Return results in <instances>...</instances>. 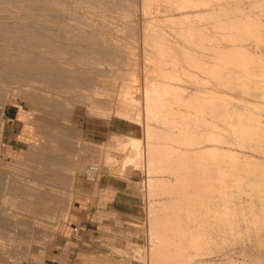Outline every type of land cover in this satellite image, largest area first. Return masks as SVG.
<instances>
[{"label":"rangeland","instance_id":"obj_1","mask_svg":"<svg viewBox=\"0 0 264 264\" xmlns=\"http://www.w3.org/2000/svg\"><path fill=\"white\" fill-rule=\"evenodd\" d=\"M9 1L0 0V12H2L0 13V72L2 73V69H4L2 66H5L8 60L17 64H22L23 69L21 68L20 72L14 73L15 75L10 74L12 72H4V75L0 74V77L3 75L1 79H5L2 80L3 82L0 81L2 83L0 89H2L1 91H4L5 95L8 96V101L5 102L3 106L0 105V129H3L0 131L2 134H0V264H152L154 261V257H152L154 250L152 249L160 246L161 242L159 243V241L162 240L163 237L169 236V239L173 238L172 241H177L176 243L183 242L182 244H184L185 247V254H183L186 256L184 257V255H182L179 259L177 258L176 262L174 261L169 263L170 257L167 259L165 257H168V255L166 254L165 256L164 254L165 257L162 256L160 259V256L155 259L156 262L161 260L159 261L161 262L159 264H163L165 260L167 261H165L164 264H264V225H256L254 221L257 217L253 214H250L251 217L248 218V220H252L250 225L242 220V217L244 216L242 213L243 210L245 211L244 214H246L248 210L250 211L251 208L255 207L254 210H258L255 213L259 215L261 210L264 209L262 206V203H264V197H262L261 192L257 191L259 186H256L259 182L262 183L260 185V189L262 190L259 191H263L264 147H261L258 144L259 140L256 141L258 142L256 143V139L250 137L249 138L253 140L249 141L247 138L248 142L252 143V145H246L248 148L245 146L239 147L237 144L235 146L234 144H231V146V140L234 139V141H237L236 139H240L241 133L233 132L230 128V130L228 129L230 126L224 120L226 118L230 119V115L225 116L226 112L223 107V105H226L225 110H228L229 108L234 109L235 106L233 105L237 102V105L244 103L242 98L252 99V104L250 105L248 103V109L246 108L244 110L249 113L250 111H253V113H255L253 121L255 123L256 121L260 122L257 123L258 126L261 124L262 126L260 125V127H262V129L264 128V106L262 107L261 105L264 104V101H262L264 99V88H262L264 86V71H261L264 69V61L263 63L261 62L264 60V5L262 4L264 3V0H240L237 4L235 3V6L231 4L234 9L238 5L236 8L237 10L240 6L242 12L245 11V13H250V19H252L251 22H253L251 23L253 25H250L251 27L255 25H257V27L255 26L256 28L260 27L258 28L259 30L256 28L254 30L251 29L250 31L253 30V32H248L247 34V30L245 28H240L241 30L243 29V31L239 29L241 31L239 32V30H236L237 28L232 29V26L227 24L229 25L228 27L231 26V29H229L221 19L223 18V15L219 14V10H217V12L215 10H209L210 12L214 11L213 15L207 10L202 14L203 17L199 16V18L194 15V17L191 16L189 20L186 19L185 22L179 23L171 21L170 19L168 20L164 14L165 12L163 10H159V7L160 9H163V6H159L156 2H153L154 4L152 3V5L150 4V6L144 5L141 0H131L133 4L132 6H128L123 0H112L113 3L111 0H92L90 4L85 3L86 5L81 3L84 0H58L57 2H52V5L49 0H44L42 2L43 4L40 0ZM134 1H137V3H134ZM47 2H50V4H47ZM103 3L105 5H103ZM254 3H256L257 9ZM29 4H33L34 6H29ZM92 4L94 5L93 9ZM43 5L47 6L46 8H50L48 9V12L47 9H44L45 7ZM48 5L50 6L48 7ZM126 5L129 8L131 7L130 9L133 10L129 11L130 9L127 7L129 13L125 12ZM250 5L253 6L251 7ZM259 5L260 7H258ZM120 7H123V9ZM144 8H147V10H145L146 12H150H147L148 15L147 13H144ZM50 11L53 13L50 14ZM238 12H240V8ZM15 13L18 14V16ZM232 13L233 12H230V14ZM252 13L257 17L252 15ZM59 16L62 20H60L61 18ZM83 16H87L86 19L82 18ZM144 16H147L146 18L148 20H144ZM220 19L221 22L219 23L218 21H220ZM149 20L155 21L148 25L147 21ZM189 22L191 24H189ZM77 23L78 25H76ZM183 25H185L186 28H184ZM188 25H190V27L192 26V28ZM198 25L201 26L197 27ZM30 26L31 28H29ZM147 26H151L152 28H156L157 26L158 29H156V31L159 30L162 34L163 31L165 33L166 30V34H169V36L167 37V35H163L160 37H166V39L170 40V45L173 46L174 44V48H180L182 46L180 43H174V40L178 38L173 35H175V33L177 35L178 33V37H181L179 38L180 40L183 42H193L192 45L194 44L195 47H200L208 53L200 55L201 53L196 51V53L199 54L190 56L179 54V57L177 54H171L168 57L153 54V56L149 55L150 58H147L145 53L153 51L152 46H147L144 43L146 38L144 30H146ZM181 26H183V28ZM194 26L197 29H194L193 32L196 33L191 34L192 31L189 32L188 30H193ZM77 27L78 30L74 29ZM29 29L33 30V34L29 35ZM14 31L16 32L14 33ZM77 31L78 33H76ZM83 31H86L90 38L86 32L84 36ZM93 31L96 32L94 33ZM225 31L234 34L236 32L235 35H237L241 40H239L240 42L238 41L239 43L237 42L238 44H236L238 46L245 45L244 47L241 46L245 48L244 51L246 52L245 55H242L241 61L243 60L249 64L251 63L250 65L260 66L259 69L261 73H258L259 71L257 73L261 75L255 77H260L259 79L262 81V84L260 85H262V87L259 83L258 85L248 83V85H251V89H255L257 87L256 90L260 92L259 94L263 99L260 96L254 97V95L248 97L246 92L243 93L240 89H232L236 86L227 85L228 88L225 87L226 90L224 89V85L226 84L223 81L226 77L224 78L221 74L224 72L222 65L224 63L223 55H215L216 51L214 50L218 51L219 48L221 49V46L223 47L225 45V43L227 45H231L229 40V42L225 40ZM149 32L152 31L149 30ZM80 33L83 35L78 37ZM72 34L74 38H71ZM195 34H197V36H194ZM96 36L98 40H96ZM100 36L106 37H103L105 39L104 43L99 42V40H102ZM211 39H213L212 42ZM255 39L257 40L255 41ZM88 40L90 41L88 42ZM243 41L245 42L243 43ZM75 43H80L87 48L92 45L96 46L97 44L98 46H101L102 43L107 47L105 52L98 55L96 52H87L88 55L86 52L83 54L80 52H74L76 53L74 54L72 51L73 49L71 48H73ZM260 44L263 45L261 46ZM182 49H185V46ZM208 49L211 52L208 51ZM12 50H14L15 53L12 52ZM16 50L18 51V54ZM37 56L38 58L40 57V60L37 59ZM82 56L84 58H81ZM188 56L189 59L192 58L191 56L194 58L189 61ZM245 56L247 57L245 58ZM195 57H197L199 63ZM77 61L78 66L76 65ZM258 61L262 63V65L260 63L256 64ZM40 62L42 63L40 64ZM235 63L237 64V62ZM235 63L233 62L231 65H228V67L233 68L234 70H239L238 67H240V65H237V69L235 68ZM52 64H54L55 67ZM197 64H200L201 67ZM204 64L208 67L206 70L203 68ZM215 64L218 67V75L211 74L212 72L209 71L210 67L212 68ZM65 65L66 68H64ZM71 65L73 67H71ZM74 65L77 67H74ZM10 69L11 68L9 67L8 71H10ZM198 69L203 71L201 72ZM220 74L221 77H219ZM74 75H79L82 79H79V82L78 80L75 82L76 79L73 78ZM212 79H214V82ZM241 79L245 78L241 77ZM174 80H176V82ZM158 81L159 83H157ZM194 81H196V83ZM215 83L217 84L215 85ZM191 86H200V88L206 89L208 87L210 88L207 89L208 91L211 89L212 91H215H213V93H201V91L191 90ZM27 87H29V89ZM241 87L244 88L249 86L246 84V86L240 85V88ZM147 88H149V91L151 90L153 92H162V90L167 89L166 91L168 94L170 93V98L176 97L171 100L173 103H171L169 107L171 109L181 111L180 114L182 116L178 114L180 117H177L178 115L172 117L170 116L167 119L173 123L179 121L180 126L186 129L191 127L192 132L194 131L196 133L194 134L193 132V135H196L194 145L183 143L189 141V139H185L181 140L182 143L178 144L180 147H189L190 152L194 157H196V154L201 153V146L203 145V143H201L202 140L204 141V139L210 138L212 135L211 131H213L214 133H217H215V136H220H217L219 137L217 138L218 141H220V138L222 137H225L226 139L225 140L223 138V141H227V138H232H230V140L228 139L229 142H223L222 140L218 143L217 140L215 142L217 144L220 143L217 145L221 149L219 150L220 152L218 151V154H220L219 156H222L221 159L219 158L220 163L224 161V164L230 160V156H227L226 158L229 160H224L226 155H229L230 149L235 152L237 151V154L241 153V155H235L236 157L241 156L243 161L247 159L245 162L250 163L248 165L244 162V164L251 167L250 169L245 166L246 169H244L246 171L242 169L243 178L247 179L244 180L246 182L242 180L244 183L239 179L241 174L238 172L240 171L237 169L235 170L232 167L227 168L228 166L226 167V164H221L223 167L220 165L225 171L227 168L226 176L232 171V173L238 171L235 173L240 174H231L232 176L229 175V177L231 176L236 179L238 176L237 183H239V188H243L245 191L243 189L242 190L244 192L238 190V187L236 188L238 191H236L234 187L233 188L235 190L229 189L230 187L227 188L229 186V182L233 184L237 180L233 178L229 179L227 176L225 178V184L227 185L226 190H228V192L224 189V195L221 193V196L224 197L226 192L227 196L232 190V194L235 195L233 196L230 194L229 196H233V198L231 199L230 197L229 199V196H227V200H233L235 204L232 201H225L226 197H224L225 199L223 200V198L219 195L220 193L216 192L217 196H220L222 201L226 204L228 202L231 206V203H233L231 207H237L238 209L239 205V208H241L242 204H244V207L241 208L242 211H240V209L238 210L240 216L237 215L236 218L238 222H242V224H240V227L242 228L240 234L237 233V235H235L236 233L233 232V234L230 229L227 227L225 228V221L223 222L225 225L222 226H219L218 223L215 227L214 224L213 227L209 226L208 228V226H206L205 228H207L208 232L207 230H204V227L195 228V230L198 229L196 231H200L201 229L203 231V233L199 236V238H201L199 239V243L201 244V240L203 239L205 240L203 243L204 246L207 241L208 245H206V247H203V245L199 246V244L198 246H192L188 238H182L183 235L180 233L179 229L174 231L173 228L168 229L160 224L162 218L159 216L160 220L158 215L161 213L156 211L160 204L158 199L165 195H169L170 188H176V177L167 169H164L163 171L159 160H151L150 156L147 155L146 146L147 143L152 142L155 145L163 144L162 146L165 144L171 146L173 143L170 144L169 141L167 142V140L159 139L154 135L159 129L156 126L153 127L150 122L154 113L150 112V114L147 115L146 112L147 109L145 108V105ZM174 89L179 92H176ZM218 89L223 91L220 92ZM96 91H98L99 94ZM194 93L197 94L198 97H201L202 95H205L206 97L205 99L201 98L202 100L199 99L202 101H200V103L198 99L196 100V102L198 101V109L197 105H195L196 108L193 106L195 102L192 100V98H194L192 95H194ZM221 94H225L226 97L228 95L230 97L232 96L234 99H232V97L231 99L230 97L228 99L225 96L223 97ZM206 95H210L209 99ZM214 101L220 103V105ZM211 103H214L213 106H215L216 109L220 107V110H222L221 113L220 110L218 114L215 113L213 108L210 107L212 106ZM227 105L229 107H227ZM162 111L165 110L162 109ZM223 111L225 114H223ZM161 116L162 117L159 118V120L167 117L165 112H162ZM235 117L236 116H234V118ZM156 121L157 120H154V122ZM159 122L162 123L161 121H158V123ZM149 123L150 126H147ZM196 128L198 131H195ZM213 129H217L218 131ZM262 129H260L262 132L260 130L258 132V135L261 133L259 136L264 135V129ZM228 130L230 134L227 133ZM255 133L257 136V132ZM117 135H121L126 138V142L121 144L116 137ZM247 136H249V134H247ZM133 137L141 142V147L139 142L137 144L130 143ZM200 139L201 142L199 143ZM244 140L245 141L241 140V142H244L245 145L247 140L245 138ZM249 146L254 148L250 149L251 147ZM244 147L246 150L241 151ZM227 148L230 149L227 150ZM224 150L225 152H223ZM226 150L229 152L227 153ZM210 153L215 156H211ZM202 154L208 155L210 160H216L215 158L217 157L216 153L210 151L207 152V154H205L204 151ZM245 155L248 157H245ZM202 159L200 161H202ZM61 163L62 169L58 167ZM69 164L71 167L68 166ZM90 164H99L101 167L100 171L94 178H89L85 174V169ZM63 165L68 167L65 172L63 170L65 167ZM153 166L155 169H153ZM247 170H249V172ZM244 173H247L248 175L245 174L244 177ZM227 178L229 180H227ZM250 178L252 185H250L251 183L249 182ZM151 183L156 184V187H152V185H150ZM168 183L171 185H168ZM237 183H234L233 185L238 186ZM255 183L257 184L255 185ZM158 185L162 186L158 187ZM240 185H243V187ZM107 186L109 189L106 188ZM41 187L45 188L42 189ZM163 193H165V195ZM153 197H155V201L153 200ZM90 202L93 203V206H91L93 207L92 209H94L95 205L97 206L98 204L103 210L100 213L105 217L110 218L108 219V228L112 231V244L109 246V251H104L100 255L89 253L88 251H80V253L76 252V254L71 253L70 256L60 255L57 259L49 261L52 255L51 246L56 237L58 235H64L69 231L73 232L75 229L77 231L80 230L79 225L74 223L71 224L69 222L71 214L75 213V211H80L81 209L86 208L87 203ZM249 202L254 203V205ZM108 203L110 214L107 213ZM237 203L240 204L237 205ZM262 207L263 209H261ZM178 212L179 211H175L173 213L174 215H177H175L176 218H179V216L183 214L181 211L180 213ZM262 213H264V210L261 214ZM82 214L85 216L84 213ZM184 215L180 217L181 220L179 219V221L183 222L185 219L186 222L182 224L186 227L189 223H193V225L198 224L199 226L200 222L207 219L206 217H201L199 221H196L197 219L195 218H188V223L185 212ZM226 216L224 217L225 219ZM182 217H184V219ZM191 219H195V221H190ZM258 220L263 221L264 219L260 218ZM157 222L159 223L157 224ZM210 227L213 229H210ZM162 228H165V230L168 229L167 232ZM186 230L189 232V227L186 228ZM51 231H53L52 234L50 233ZM164 232L169 235H164ZM181 232L183 231L181 230ZM204 234H207V237H204ZM179 235H181V237ZM210 237L213 238L211 239ZM213 239L214 241H212ZM41 240L42 242L40 243ZM164 240L166 239L164 238ZM205 248L207 249L204 250ZM213 251L215 252L213 253ZM188 253H190L188 255L189 258L187 257ZM207 253H212V255L210 254V257L214 262L209 258L207 259L210 261L206 259ZM191 256L194 261L190 258ZM183 257L188 259L186 263L184 262L186 259L184 260ZM207 257H209L208 254ZM152 258L153 260H151ZM204 259H206L207 262ZM156 262L154 261L153 264H157Z\"/></svg>","mask_w":264,"mask_h":264},{"label":"bare ground","instance_id":"obj_2","mask_svg":"<svg viewBox=\"0 0 264 264\" xmlns=\"http://www.w3.org/2000/svg\"><path fill=\"white\" fill-rule=\"evenodd\" d=\"M9 1V0H8ZM11 1V0H10ZM9 1V2H10ZM13 2H14V0H12ZM16 1V0H15ZM18 1H20V0H18ZM38 1V0H37ZM44 0H40V2L42 3ZM47 1V0H46ZM49 1H51V5H52V2H57L58 0H49ZM81 1V0H80ZM83 1V0H82ZM101 1V0H100ZM112 1V0H111ZM114 1V0H113ZM113 1H112V3H113ZM116 1V0H115ZM122 1V0H121ZM123 1H125V3L129 6H132L133 4H132V2H131V0H123ZM238 1H240V0H141V2L144 4V5H149L150 6V4L152 5V3L153 2H156V3H158L159 4V6H163L164 8L163 9H160V7H159V10H163L165 13V16L168 18V20L170 19L171 21H174V22H179V23H182V22H185L186 21V19H190V17L191 16H193L194 17V15L195 16H197V17H199V16H201V17H203L202 16V14L204 13V12H206L207 10H208V12H210L209 10H215L216 12H217V10H219V14L220 15H223V18H221L223 21H224V23L227 25V24H230L231 26V28L233 29V28H237L236 30H239L240 28H245L246 30H247V32H246V34L248 33V32H253V30L257 27V25H255V26H253V27H251L250 25H253V24H251V23H253V22H251V20L252 19H250L251 17H250V13H245V11L244 12H242L241 11V7L239 6L238 7V10L236 9L237 8V6H236V8L234 9V8H232V6H231V4L232 5H236L237 4V2ZM242 1V0H241ZM254 1V0H253ZM258 1V0H257ZM260 1V0H259ZM39 2V3H40ZM92 2V0H84L83 2H81V3H86V4H90ZM97 2V1H96ZM106 2V1H105ZM104 2V3H105ZM118 2V1H117ZM245 2V1H244ZM252 2V1H251ZM50 4V2H47V4ZM69 3V2H68ZM103 3V5H105ZM111 3V4H112ZM120 3V2H119ZM122 3V2H121ZM134 3H137V1H134ZM236 3V4H235ZM249 3V2H248ZM43 4V3H42ZM46 4V5H47ZM80 4V3H79ZM85 4V5H86ZM115 4V3H114ZM113 4V5H114ZM124 4V3H123ZM154 4V3H153ZM260 4V3H259ZM263 5H264V3H262ZM30 5H33V4H29V6ZM84 5V6H85ZM117 5V4H116ZM125 5V4H124ZM126 5V10H125V12H128L129 13V11H131V10H133V9H130L128 6ZM135 5V4H134ZM246 5V4H245ZM254 5H256V3H254ZM261 5V4H260ZM260 5L258 6V7H260ZM34 6V5H33ZM32 6V7H33ZM44 7V9L46 10L47 9V12H48V9H50V8H46L47 6H45V5H43ZM50 5H48V7H49ZM93 4H92V9H93ZM123 6V5H122ZM231 6V7H230ZM248 6V5H247ZM251 6V5H250ZM249 6V7H250ZM253 6V5H252ZM251 6V7H252ZM27 7H28V5H27ZM32 7H30V8H32ZM95 7H96V5H95ZM94 7V8H95ZM119 7V6H118ZM130 9L129 11L127 10L128 8ZM153 7V6H152ZM245 7V6H244ZM256 7V9H257V5L255 6ZM254 7V8H255ZM264 7V6H263ZM120 8H122L123 9V7H120ZM147 8H148V6H147ZM147 8H144V13L146 14L147 12L145 11V10H147ZM239 8H240V12H238L239 11ZM243 8V7H242ZM262 8V7H261ZM7 9V8H6ZM43 9V10H44ZM71 9H73V8H71ZM245 9V8H244ZM252 9V8H251ZM37 10H38V8H37ZM246 10V9H245ZM71 11H73V10H71ZM257 11V10H256ZM6 12V11H5ZM51 13L50 14H52L53 12L52 11H50ZM55 12V11H54ZM157 12H158V10H157ZM221 12V13H220ZM230 12H233V13H236V12H238V13H236V14H230ZM248 12V11H247ZM251 12V11H250ZM0 13H2V12H0ZM18 13V12H17ZM57 14H59L58 12H56ZM75 13H76V11H75ZM148 13H150V12H148ZM148 13H147V15H148ZM210 13H212V15H213V13H214V11H211ZM6 14V13H5ZM16 14V13H15ZM19 14V13H18ZM18 14H16L17 16H18ZM61 14V13H60ZM135 14V13H134ZM133 14V15H134ZM219 14H217V15H219ZM237 14H239V15H237ZM256 14V13H255ZM41 15V14H40ZM43 15V14H42ZM48 15V14H47ZM62 15V14H61ZM65 15V14H64ZM205 15V14H204ZM252 15H254L253 13H252ZM257 15V14H256ZM17 16H15V17H17ZM43 16H45V15H43ZM55 16V15H54ZM56 16H58V15H56ZM67 16V15H66ZM79 16H80V14H79ZM210 16V15H209ZM225 16V17H224ZM255 16V15H254ZM261 16H262V14H261ZM9 17V16H8ZM21 17V16H20ZM24 17V16H23ZM52 17V16H51ZM60 17V16H59ZM65 17V16H64ZM63 17V18H64ZM81 17V16H80ZM79 17V18H80ZM87 17V16H86ZM86 17H82V18H84V19H86ZM145 17V19L144 20H148L146 17L147 16H144ZM166 17H165V19H166ZM255 17H257V16H255ZM255 17H253V18H255ZM55 18V17H54ZM58 18V17H57ZM61 18V17H60ZM66 18V17H65ZM71 18V17H70ZM81 18V19H82ZM152 18H155V17H152ZM200 18V17H199ZM219 18V17H218ZM261 18V17H260ZM6 19V18H5ZM22 19V18H21ZM36 19V18H35ZM38 19V18H37ZM52 19V18H51ZM67 19V18H66ZM65 19V20H66ZM72 19V18H71ZM73 19H74V17H73ZM212 19V18H211ZM221 19H220V21H218L219 23L221 22ZM262 19V18H261ZM60 20H62V18L60 19ZM138 20V19H137ZM184 20V21H183ZM203 20V19H202ZM260 20V19H259ZM6 21V20H5ZM28 21H31V20H28ZM27 21V22H28ZM74 21V20H73ZM73 21H71V22H73ZM87 21V20H86ZM155 21V20H154ZM153 20L151 21V20H149V21H147V23H148V25L149 24H152V22H154ZM192 21V20H191ZM190 21V22H191ZM193 21H194V18H193ZM8 22V21H7ZM12 22V21H11ZM76 22H78V21H76ZM84 22V21H83ZM189 22V24H191V23H193V22H191L190 23ZM196 23V22H195ZM224 23H222V24H224ZM31 24V23H30ZM45 24V23H44ZM177 24V23H176ZM187 24V23H186ZM185 24V25H186ZM197 24V23H196ZM218 24V23H217ZM73 25V24H72ZM71 25V26H72ZM76 25H78V23L76 24ZM185 25H183L184 26V28H186V26ZM194 25V24H193ZM220 25V24H219ZM261 25V24H260ZM264 25V24H263ZM54 26V25H53ZM153 26V25H152ZM178 26V25H177ZM177 26H176V28H177ZM183 26H181L182 28H183ZM189 27H190V25H188ZM196 26V25H195ZM195 26H194V28H193V30H191V29H189L188 31L189 32H191L192 31V33L191 34H194V33H196V32H193L194 31V29H197V28H195ZM201 25H198L197 27H200ZM204 26V25H203ZM206 26V25H205ZM229 25H227V27H228ZM3 27V26H2ZM10 27V26H9ZM33 27V26H32ZM45 27V26H44ZM50 27V26H49ZM220 27H221V25H220ZM230 27H228L229 29H231ZM264 27V26H263ZM1 28V27H0ZM29 28H31V26L29 27ZM51 28V27H50ZM55 28V27H54ZM65 28V27H64ZM84 28H86V27H84ZM190 28H192V26L190 27ZM258 28H260V27H258ZM258 28H256V29H258ZM262 28V27H261ZM3 29V28H2ZM12 29V28H11ZM45 29V28H44ZM47 29V28H46ZM74 29H77L78 30V27L77 28H74ZM73 29V30H74ZM87 29V28H86ZM156 29H158L157 28V26H156V28H152L151 26H147V28H146V30H144V35H145V40H144V43L148 46H152L153 47V51H148V52H146L145 53V51H144V53H145V55H147V58H150V56L149 55H152L153 56V54H157V55H162V56H169V55H171V54H177L178 55V57H179V54H183V55H197V54H199V53H201L200 55H205L206 53H208L207 51H205L204 49H201L200 47H195L194 46V44L192 45V43H190V42H183L182 40H180L179 38H181L180 36L178 37V33H177V35H176V33H175V35H173V36H175V37H177L178 39H175L174 41H172V42H174V43H180V45H182L181 47L183 48L184 46H185V49H182L181 47L180 48H178V47H176V48H178V49H176V48H174L173 46H174V44H173V46L172 45H170L171 44V42H170V40H168V39H166V37L165 38H163V37H160V36H163V35H167L166 33H167V31L165 30V33H164V29L162 30L163 31V34L162 33H160L159 32V30L158 31H156ZM179 29V28H178ZM202 29H203V27H202ZM219 29H221V28H219ZM226 29V28H225ZM244 29V30H245ZM251 29H253L252 31H250ZM22 30V29H21ZM30 31H29V35H31V34H33V30L32 29H29ZM36 30V29H35ZM51 30V29H50ZM54 30V29H53ZM149 30H151L152 32H149ZM235 30V31H236ZM241 30V29H240ZM239 30V32H241V31H243V29L240 31ZM259 30V29H258ZM24 31V30H23ZM64 31V30H63ZM256 31V30H255ZM263 31V30H262ZM9 32V31H8ZM8 32H5V33H8ZM16 31H14V33H15ZM56 32H57V30H56ZM60 32V31H59ZM62 32V31H61ZM65 32V31H64ZM84 32V31H83ZM86 32V31H85ZM85 32H84V36H85ZM94 33L96 32V31H93ZM181 32V31H180ZM237 32V31H236ZM236 32H235V34H236ZM245 32V31H244ZM258 32V31H257ZM70 33V32H69ZM74 33H75V31H74ZM76 33H78V31L76 32ZM88 33H90V32H88ZM168 33H169V30H168ZM217 33H219V32H217ZM231 33V32H230ZM228 33L227 31H225V40L227 41V42H229L230 41V43H231V45H227L226 43H225V45L222 47L221 46V49L219 48V50L217 51V50H214V51H216L215 52V55H223V59H224V63L222 64L223 65V68H224V72H222L221 74L223 75V77L225 78L226 77V79L223 81L226 85H224V89L226 90V88L225 87H227V85H231V86H236V87H233L232 89H236V90H242L243 91V93L244 92H246V94H248V97H250L251 95H254V97L256 96H260V92H258V90H256L257 89V87L255 88V89H251L252 87H250L251 85H248V83H254V84H256V85H258V83H259V85L260 84H262L261 82L262 81H260V77L259 78H256L255 76H258V75H261V74H258V73H261V71H264V69L263 70H261L260 71V69H259V67L260 66H258V65H250L248 62H245V61H241V59H242V55H245V48H243L245 45H241V46H243V47H241V46H238L237 44L241 41L240 40V38L237 36V35H235L234 33ZM263 33V32H262ZM8 34H10V33H8ZM55 34V33H54ZM64 34V33H63ZM86 34H87V32H86ZM91 34V33H90ZM93 34V33H92ZM162 34V35H161ZM172 34V33H171ZM223 34V33H222ZM260 34V33H259ZM51 35V34H50ZM57 35V34H56ZM76 35V34H75ZM83 34H79V36L78 37H80V36H82ZM88 35V37L90 38V36H89V34H87ZM94 35V34H93ZM96 35V34H95ZM98 35V34H97ZM101 35V34H100ZM200 35H201V33H200ZM204 35V34H203ZM41 36V35H40ZM60 36V35H59ZM62 36V35H61ZM70 36V35H69ZM169 36V34L167 35V37ZM194 36H197V34H195ZM199 36V35H198ZM207 36V35H206ZM219 36H220V34H219ZM223 36V37H224ZM244 36V35H243ZM24 37V36H23ZM64 37H65V35H64ZM87 37V36H86ZM86 37H84V38H86ZM101 37V36H100ZM99 37V38H100ZM104 36H102L101 38H102V40L100 41L99 40V42L101 43V42H103L104 43V41H105V39L104 38H106V37H104ZM190 37V36H189ZM208 37V36H207ZM213 37V36H212ZM242 37V36H241ZM247 37H248V35H247ZM254 37H256V36H254ZM67 38V37H66ZM71 38H74L73 37V34H72V37ZM88 38V39H89ZM96 38V40H98L97 39V36L95 37ZM95 38H92V39H95ZM203 38V37H202ZM246 38V37H245ZM22 39V38H21ZM196 39V38H195ZM194 39V40H195ZM199 39V38H198ZM201 39V38H200ZM210 39V38H209ZM214 39V38H213ZM213 39H211V42H212V40ZM242 39V38H241ZM11 40V39H10ZM23 40V39H22ZM27 40V39H26ZM73 40V39H72ZM71 40V41H72ZM77 40H79V39H77ZM81 40H82V37H81ZM111 40V39H110ZM192 40V39H191ZM191 40H189V41H191ZM202 40H204V39H202ZM222 40V39H221ZM224 40V39H223ZM229 40V41H228ZM240 40V41H239ZM245 40V39H244ZM257 39H255V41H256ZM65 41V40H64ZM87 41V40H86ZM86 41H85V43H86ZM90 40H88V42H89ZM92 41V40H91ZM209 41V40H208ZM239 41V42H238ZM252 41H253V38H252ZM262 41V40H261ZM264 41V40H263ZM262 41V42H263ZM97 42V41H96ZM170 42V43H169ZM201 42V41H200ZM214 42V41H213ZM238 42V43H237ZM245 41H243V43H244ZM81 43V42H80ZM80 43H75L74 45H73V48H71V49H73L72 51H73V53L74 52H80V53H89V52H96L97 53V55L98 54H101L102 52H105L106 51V47L107 46H105V44H101V46H98V44L96 45V46H91V47H86V46H83V45H81ZM206 43V42H205ZM237 43V44H236ZM242 43V44H243ZM254 43V42H253ZM261 43V42H260ZM90 44H92V43H90ZM94 44V43H93ZM110 44V43H109ZM203 44V43H202ZM252 44V43H251ZM44 45V44H43ZM176 45V44H175ZM196 45V44H195ZM206 45V44H205ZM261 45V44H260ZM263 45V44H262ZM261 45V46H262ZM23 46V45H22ZM21 46V47H22ZM51 46V45H50ZM114 46V45H113ZM217 46V45H216ZM264 46V45H263ZM151 47V48H152ZM251 47V46H250ZM260 47V46H259ZM258 47V48H259ZM23 48V47H22ZM108 48H111V47H108ZM145 48V47H144ZM149 48V47H148ZM208 48V47H207ZM247 48V47H246ZM257 48V49H258ZM16 49V48H15ZM113 49V48H112ZM214 49V48H213ZM45 50V49H44ZM44 50H42V51H44ZM47 50V49H46ZM108 50V49H107ZM150 50V49H149ZM20 51V50H19ZM118 51V50H117ZM196 51H198L199 53H196ZM208 51H210L209 49H208ZM253 51V50H252ZM264 51V50H263ZM9 52V51H8ZM12 52H14L15 53V51L14 50H12ZM16 52H17V54H18V51L16 50ZM21 52V51H20ZM37 52V51H36ZM45 52H47V51H45ZM62 52V51H61ZM126 52V51H125ZM211 52V51H210ZM256 52H257V50H256ZM259 52V51H258ZM31 53V52H30ZM34 53V52H33ZM57 53V52H56ZM69 53V52H68ZM88 53H87V55H88ZM115 53V52H114ZM124 53V52H123ZM122 53V54H123ZM264 53V52H263ZM10 54H11V52H10ZM16 54V55H17ZM32 54V53H31ZM31 54H29V55H31ZM74 54H76V53H74ZM212 54H213V52H212ZM250 54V53H249ZM9 55V54H8ZM33 55V54H32ZM63 55V54H62ZM90 55V54H89ZM123 55H125V54H123ZM130 55V54H129ZM177 55H175V56H177ZM181 55H180V57H181ZM247 55V54H246ZM261 55H263V54H261ZM91 56H92V54H91ZM94 56V55H93ZM189 56H188V59H189ZM32 57V56H31ZM44 57V56H43ZM70 57V56H69ZM98 57V56H97ZM100 57V56H99ZM117 57V56H116ZM192 58H194L193 56H191ZM247 56H245V58H246ZM32 58H34V57H32ZM68 58V57H67ZM80 58V57H79ZM81 58H84L83 56L81 57ZM101 58V57H100ZM119 58V57H118ZM171 58V57H170ZM192 58H190V59H192ZM200 58V57H199ZM202 58V57H201ZM13 59V58H12ZM35 59H36V57H35ZM37 59H39L40 60V57L38 58V56H37ZM73 59V58H72ZM174 59H176V58H174ZM190 59H189V61H190ZM195 59L197 60V57H195ZM215 59V58H214ZM7 60V59H6ZM59 60V59H58ZM82 60V59H81ZM201 60V59H200ZM205 60V59H204ZM246 60H248V59H246ZM28 61V60H27ZM86 61V60H85ZM96 61V60H95ZM191 61H193V60H191ZM202 61V60H201ZM200 61V62H201ZM206 61V60H205ZM216 61V60H215ZM214 61V62H215ZM263 61L264 60H262L261 62L263 63ZM82 62V61H81ZM197 62L199 63V60H197ZM196 62V63H197ZM235 63V62H237V64H236V66H235V68H237V65H240V67H238L239 68V70H234L233 68H229L228 67V65H231L232 63ZM19 63V62H18ZM42 62H40V64H41ZM61 63V62H60ZM192 63V62H191ZM216 63V62H215ZM260 62L258 61V63H256V64H259ZM262 63H260L261 65H262ZM1 64V63H0ZM78 64V61H77V63H76V65ZM80 64H82V63H80ZM93 64V63H92ZM190 64V63H189ZM206 64H208V63H206ZM213 64V63H212ZM249 64V65H248ZM51 65V64H50ZM54 67H55V65L54 64H52ZM76 65H74V67L76 66ZM198 65V64H197ZM202 65V64H201ZM2 66V65H1ZM5 66H7V67H5ZM5 66H2L4 69H2V73L0 72V74H3L4 75V72H8V73H10V72H12V73H10V74H13V75H15L14 73H16V72H20L21 71V68L23 69V65L22 64H17V63H15V62H13V61H10V60H8V62L5 64ZM52 66V67H53ZM70 66V65H69ZM78 66V65H77ZM76 66V67H77ZM80 66V65H79ZM83 66V65H82ZM94 66V65H93ZM96 66V65H95ZM194 66V65H193ZM192 66V67H193ZM198 66H200V64L198 65ZM210 66V65H209ZM212 66V65H211ZM253 66V67H252ZM11 68L10 69V71H8V68ZM47 67H49V66H47ZM71 67H73L72 65H71ZM92 67V66H91ZM190 67V66H189ZM201 67V66H200ZM1 68V67H0ZM28 68V67H27ZM64 68H66V65H65V67ZM63 68V69H64ZM89 68V67H88ZM198 68V67H197ZM196 68V69H197ZM203 68H204V70H206L208 67L204 64L203 65ZM218 67L216 66V64L215 65H213L212 66V68L210 67V72H212L211 74H216V75H218V69H217ZM237 68V69H238ZM263 68H264V66H263ZM103 69V68H102ZM258 69V70H257ZM262 69V68H261ZM198 70H200L201 71V69H198ZM49 71V70H48ZM66 71V70H65ZM82 71V70H81ZM97 71V70H96ZM203 71V70H202ZM201 71V72H202ZM259 71V72H258ZM84 72V71H83ZM95 72V71H94ZM207 72V71H206ZM216 72V73H215ZM258 72V73H257ZM5 73V74H6ZM56 73V72H55ZM104 73V72H103ZM205 73V72H204ZM264 73V72H263ZM63 74V73H62ZM65 74H67V73H65ZM195 74V73H194ZM221 74H220V76L219 77H221ZM2 75V76H3ZM57 75H58V72H57ZM60 75V74H59ZM196 75H198V74H196ZM253 75H254V78H253ZM1 76V77H2ZM8 76V75H7ZM11 76V75H10ZM53 76V75H52ZM63 76H65V75H63ZM67 76V75H66ZM1 77H0V79H1ZM5 77V76H4ZM85 77V76H84ZM197 77V76H196ZM214 77V76H213ZM212 77V78H213ZM236 77V78H235ZM241 77H243V78H245V79H241ZM263 77V76H262ZM261 77V78H262ZM6 78V77H5ZM64 78V77H63ZM73 78H75L74 80H75V82H77V80H78V82H79V79H82L79 75H74L73 76ZM193 78V77H192ZM50 79V78H49ZM89 79V78H88ZM2 80H5V79H1L0 81H2ZM55 80H57V79H55ZM73 80V81H74ZM97 80V79H96ZM192 80V79H191ZM194 80V79H193ZM197 80V79H196ZM205 80H207V79H205ZM209 80H210V78H209ZM214 79H212V81H213ZM218 80V79H217ZM221 80H222V78H221ZM220 80V81H221ZM53 81V80H52ZM175 82H176V80H174ZM199 81V80H198ZM208 81V80H207ZM216 81V80H215ZM3 82V81H2ZM116 82V81H115ZM155 82V81H154ZM195 83H196V81H194ZM204 82V81H203ZM214 82V81H213ZM1 83V82H0ZM157 83H159V81L157 82ZM164 83V82H163ZM168 83V82H167ZM199 83H200V81H199ZM206 83V82H205ZM217 83H219V82H217ZM217 83H215V85L217 84ZM221 83H222V81H221ZM220 83V84H221ZM80 84V83H79ZM246 84H247V86H249V87H241L240 88V85H245L246 86ZM63 85H64V83H63ZM176 85H177V83H176ZM195 85V84H194ZM203 85V84H202ZM201 85V86H202ZM205 85V84H204ZM222 85V86H223ZM239 85V86H238ZM255 85V86H256ZM0 86H2V83H1V85ZM198 86V85H197ZM219 86V85H218ZM222 86H220V87H222ZM261 87H262V85H260ZM260 86H258V87H260ZM192 87V86H191ZM190 87V88H191ZM203 87H205V86H203ZM212 87H214V86H212ZM28 89H29V87H27ZM34 88V87H33ZM223 88V87H222ZM228 88V87H227ZM262 88H264V86L262 87ZM173 89V88H172ZM207 89H210V88H208L207 87ZM206 88H200V86L199 87H192V89L191 90H195V91H201V93L202 92H205V93H209V92H212L213 93V91H215V90H213L212 91V89L211 90H207ZM221 89V88H220ZM2 89H0V105L1 106H3V104L5 103V102H7L8 101V96L7 95H5V93H4V91L2 92L1 91ZM167 90V89H166ZM166 90H162V92H156V91H149V88H147V92H146V105H145V108L147 109V115H149L150 114V112H152V113H154V116L153 117H151V120H150V122H151V124H152V126L153 127H157L159 130L158 131H156L155 132V136L157 137V138H159V139H162V140H167V142L169 141L170 142V144L171 143H173V144H171V146H168V144L166 145H164V146H162L163 144H161V145H155L152 141H150V142H152V143H147V146H146V152H147V155H149L150 156V158H151V160L153 159V160H159V163H160V166L163 168V171H164V169H167V170H169V171H171L174 175H175V177H176V184L175 185H177L176 186V188H170V194L169 193H167V194H169V195H165V193H163L165 196H163V197H161V198H159L158 199V201H160V204H159V207H158V209L156 210V211H158L159 213H161L160 215H158V217L160 216L161 218H162V221H160V224L161 225H163V227H165V228H173L174 229V231L176 230V229H179V231H180V233L183 235V237L182 238H188V240L190 241V243L192 244V246L194 245H196V246H198V244H199V246H201V245H203V247H206V245H208V241L205 243L206 245L204 246V241L205 240H203V242H202V240H201V244L199 243V239H201V238H199V236H200V234L201 233H203V231H202V229L200 230V231H196V230H198V229H196L195 230V228H202V227H206V226H208V228H209V226H212L213 227V224H214V227H215V225L218 223V225L220 226H222V225H225L226 224V226H224L225 228L227 227L228 229H230L231 231H232V233L234 232V233H236L235 235H237V233H241V230H242V228L240 227V224H242V222L241 221H237V215H239L240 213H239V209H240V211H242V207H244V204H242V206H241V208H239V204L237 203V205H239L238 206V209H237V207H231L232 205H233V200H230V201H228L227 200V196H229L230 194H232L233 192H232V190H231V192L229 193V195H227L226 196V193L228 192V190H226V187H227V185L225 184L226 182H225V178L228 176V178L230 179V178H233V177H231L232 175L231 174H233V175H237L238 173H240L241 174V176H242V178H243V170H245L246 168H245V166H247L246 164H250V163H246L245 161L247 160L246 158V160L245 161H243L242 160V158H241V156H235V155H241V153H239V154H237V151L235 152L234 150H231L230 148H227V150L228 149H230L229 151H227L226 150V152L228 153L229 152V155H226V157H225V159L224 160H229V159H226L227 158V156H230V160L229 161H227V162H225L224 164H226L225 166L227 167V168H233V169H237L238 171H240V172H238V171H235V172H238V173H232L233 171L231 170V169H229V170H231L232 172H230V174H229V172H228V174L229 175H231L230 177H229V175H227L226 176V171H227V168H226V171L225 170H223V168H221V166L222 165H224L223 164V159H222V161L223 162H221L220 163V160H219V158L221 159V157L219 156L220 154H218L220 151L219 150H221L220 149V147L219 146H217V145H219V144H217L218 142H220L221 140L223 141V138L225 139V137H222V138H220V141H218L217 140V138H219L220 136L219 135H217V136H219V137H217V136H215V133L213 132V131H211V133H212V135H211V137L210 138H206V139H204V141L202 140V142H201V139H200V141H199V143L201 142V143H203V145L201 146V153L200 154H196V152H195V154L197 155L196 157H194L193 156V154L190 152V150H189V147H185V148H182V147H180L178 144L179 143H182L181 142V140H185V139H189V141H187V142H183V143H188V145L190 144V145H194V143H195V141H196V135L194 136L193 135V132H192V128L190 127L189 129H186V128H183L182 126H180L179 124H180V122L178 121V122H170L169 121V119H167L168 117H172V116H177L178 114H180L181 113V111H179V110H175V109H171L169 106L171 105V103H173L171 100L172 99H175V98H170L171 96H170V93L168 94L167 93V91ZM175 90V89H174ZM179 90V89H178ZM219 90V89H218ZM264 90V89H263ZM34 91V90H33ZM166 91V92H165ZM170 91V90H169ZM176 91V90H175ZM220 91V90H219ZM221 91H223V90H221ZM220 91V92H221ZM230 91V90H229ZM261 91H262V89H261ZM96 92H98V91H96ZM176 92H179V91H176ZM194 92V91H193ZM263 92V91H262ZM174 93V92H173ZM215 93V92H214ZM217 93V92H216ZM219 93V92H218ZM98 94H99V92H98ZM174 94H176V93H174ZM173 94V95H174ZM178 94V93H177ZM180 94V93H179ZM231 94H232V91H231ZM259 94V95H258ZM126 95V94H125ZM128 95V94H127ZM223 97L225 96L226 97V95L224 94H221ZM220 95V96H221ZM228 95V94H227ZM234 95V94H233ZM117 96V95H116ZM176 96H178V95H176ZM180 96V95H179ZM207 97H208V99H209V96L210 95H206ZM235 96V95H234ZM128 97V96H127ZM127 97H124V98H127ZM132 97V96H131ZM192 97H194V98H192V100L196 103H194V105L193 106H195V105H197V109H198V101L196 102V100L198 99H205L206 97H205V95H202L200 98L198 97V95L197 94H195L194 93V95H192ZM222 97V98H223ZM229 95L226 97V98H228L229 99ZM232 97V96H231ZM231 97H230V99H231ZM261 97V96H260ZM122 98V97H121ZM178 98V97H177ZM242 98V97H241ZM262 98V97H261ZM260 98V99H261ZM128 99H130V98H128ZM195 99V100H194ZM201 99V100H202ZM207 99V100H208ZM232 99H234V97H232ZM243 99V101H244V103H240V105H237L238 104V102L235 104V105H233V106H235L234 107V109H231V108H229L228 110L226 109L225 110V106L226 105H223V107H224V111L226 112V115L225 116H229L230 115V119H225L224 121L225 122H227L228 123V125L230 126V127H228V129L230 128L233 132H238V133H241V135H240V139H236L237 141H234V139H232L231 137V143H230V145L232 144H234V146L237 144L239 147H241V146H245L246 147V145L248 144H250V145H252V143H250V142H248V140L249 141H252L250 138H255L256 140H255V142L256 141H258L259 140V143L258 142H256V143H258L261 147H264V135H262V136H259L258 135V132H259V130L260 129H262V127H260V125L261 124H259V126H258V124L257 123H260V122H258V121H256V123L253 121V118L255 117V113H253V111H250V113L249 112H246L244 109H246L247 108V106L249 107V105H248V103L251 105L252 104V102H251V100L250 99H248V98H242ZM259 99V98H258ZM263 99V98H262ZM126 100V99H125ZM133 100H134V97H133ZM177 100V99H176ZM179 100V99H178ZM201 100H199V103H200V101ZM210 100H212V99H210ZM214 100V99H213ZM226 101V100H225ZM227 101H229V100H227ZM262 101H264V99L262 100ZM134 102V101H133ZM202 102V101H201ZM215 103H217L216 101H214ZM235 103V102H234ZM233 103V104H234ZM143 104V103H142ZM169 104V105H168ZM218 105H220V103H217ZM243 104H245V105H243ZM255 104V103H254ZM258 104V103H257ZM260 104V103H259ZM139 105H140V103H139ZM211 105L212 106H210L211 108H213V110H214V112L215 113H219V110L221 109L220 107H218V109H216L215 108V106H213L214 105V103H211ZM262 105V107L264 106V104H261ZM232 106V105H231ZM216 107H217V105H216ZM227 107H229L228 105H227ZM191 108H194V107H191ZM195 108H196V106H195ZM162 109L163 110H165V111H162ZM248 109V108H247ZM0 110H1V108H0ZM170 110V111H169ZM192 110V109H191ZM212 110V109H211ZM233 110V111H232ZM194 111V110H193ZM197 111V110H196ZM221 111L222 110H220V113H221ZM223 111V114H225V112ZM162 112H165V115L167 116L166 118H162V120H159V118H161L162 116H161V114H162ZM185 112V111H184ZM164 114V113H163ZM188 114V113H187ZM190 114V113H189ZM258 114V113H257ZM3 115V114H2ZM180 116H182L181 114H180ZM179 115L177 116V117H180ZM190 116H191V114H190ZM234 116H236L235 118H234ZM2 117V116H1ZM188 118V117H187ZM154 120H157L156 122H154ZM149 121V120H148ZM158 121H161L162 123H158ZM3 124V123H2ZM146 124H148V123H146ZM147 126H150V123H149V125H147ZM262 126V125H261ZM4 127V126H3ZM149 128V127H148ZM147 128V129H148ZM150 129V128H149ZM194 129V128H193ZM225 129V128H224ZM229 129V130H230ZM264 129V128H263ZM262 129V130H263ZM1 130H3V129H0V131ZM213 130H215V129H213ZM217 130V129H216ZM215 130V131H216ZM229 130L227 131V133L228 134H230L229 133ZM195 131H198L197 130V128H196V130ZM218 131V130H217ZM224 131V130H223ZM225 131H226V129H225ZM225 131H224V133H225ZM261 131V130H260ZM264 131V130H263ZM202 132V131H201ZM255 132H257V136H256V133ZM262 132V131H261ZM150 133H151V131H150ZM150 133H148V134H150ZM206 133V132H205ZM255 133V134H254ZM0 134H1V132H0ZM194 134H196L195 132H194ZM217 134V133H216ZM247 134H249V136H247ZM263 134V133H262ZM2 135V134H1ZM247 137H246V136ZM77 136V135H76ZM245 136V137H244ZM78 137V136H77ZM117 138H118V140H119V142H121V144H124L125 142H126V138H124L123 136H116ZM250 137V138H249ZM128 138V137H127ZM131 138V137H130ZM150 138V137H149ZM152 138V137H151ZM205 138V137H204ZM230 138H227V141H228V139L230 140ZM244 138L247 140V138H248V140H247V143L244 145V142L242 143L241 142V140L242 141H245L244 140ZM138 140V139H137ZM136 140V138H132L131 139V142L130 143H133V144H137L138 142L140 143V147H141V142L138 140L137 141ZM216 140H217V143H215L216 142ZM226 140V139H225ZM223 141V142H227V141ZM210 142V143H209ZM229 142V141H228ZM126 145V144H125ZM231 145V146H232ZM181 146H183V145H181ZM197 146H199V145H197ZM221 146V145H220ZM233 146V147H234ZM194 147V146H193ZM245 147H244V149H241V151H244V150H246L245 149ZM249 147H251V146H249ZM223 148V147H222ZM246 148H248V147H246ZM254 147H251L250 149H253ZM137 149V148H136ZM200 149V148H199ZM226 149V148H225ZM235 149V148H234ZM75 150V149H74ZM202 150H204L205 151V154H207V152H213V153H216V156L218 157H216L215 159L216 160H210L209 158H208V155H204V154H202L204 151H202ZM223 150V149H222ZM54 151V150H53ZM56 151V150H55ZM72 151V150H71ZM141 151V150H140ZM219 151V152H218ZM232 151H234V152H232ZM223 152H225V150L223 151ZM53 153V152H52ZM226 153V154H227ZM244 153V152H243ZM246 153V152H245ZM69 154V153H68ZM210 155L211 156H213L214 154H211L210 153ZM209 155V156H210ZM223 155H225V154H223ZM76 156V155H75ZM74 156V157H75ZM142 156V155H141ZM140 156V157H141ZM215 156V155H214ZM73 157V158H74ZM223 157V158H224ZM243 157V156H242ZM245 157H248V156H246L245 155ZM149 158V159H150ZM203 158V159H202ZM75 159H76V157H75ZM202 159V161H200ZM244 159V158H243ZM73 160V159H72ZM78 160V159H77ZM198 160H199V162L201 163H199L198 162ZM76 161V160H75ZM130 161H132V160H130ZM77 162V161H76ZM204 162V163H203ZM244 162L246 163V164H244ZM158 163V164H159ZM199 163V164H198ZM76 164V163H75ZM78 164V163H77ZM153 164V163H152ZM222 164V165H221ZM65 165V164H64ZM63 165V166H64ZM95 165V164H94ZM98 167H99V170L101 169V167H100V165L99 164H96ZM151 165V164H150ZM201 165V166H200ZM221 165V166H220ZM55 166V165H54ZM53 166V167H54ZM61 166H62V163H61V165L60 166H58V167H60L61 168ZM68 166H70V164L68 165ZM76 166V165H75ZM52 167V168H53ZM57 167V166H56ZM65 167V166H64ZM71 167V166H70ZM73 167V166H72ZM223 167V166H222ZM248 168H250L251 169V167H249V166H247ZM67 166L63 169L64 170V172H65V170L67 171ZM75 168V167H74ZM245 168V169H244ZM62 169V168H61ZM76 169V168H75ZM153 169H155L154 168V166H153ZM243 169V170H242ZM256 169V168H255ZM68 171H69V169H68ZM73 171V170H72ZM72 171H70V172H72ZM242 171V172H241ZM246 171V170H245ZM244 171V172H245ZM248 172H249V170H247ZM73 172H75V171H73ZM150 172V171H149ZM247 172V173H248ZM68 173V172H67ZM247 173H244V177H245V174H247ZM264 173V172H263ZM240 174H238V175H240ZM257 174H258V172H257ZM248 175V174H247ZM241 176L239 177V179H240V181H244V180H247V179H242L241 178ZM76 177V176H75ZM236 177V176H235ZM238 177V176H237ZM236 177V179L235 178H233V179H235L236 181L234 182L235 184L237 183V181H238V178ZM248 177V176H247ZM246 177V178H247ZM7 178V177H6ZM227 178V180H229ZM5 179V178H4ZM153 179V178H152ZM151 179V180H152ZM6 181V180H5ZM234 181V180H233ZM239 181V182H240ZM242 181V182H243ZM249 181V180H248ZM7 182H9V181H7ZM229 182V181H228ZM244 182H246V181H244ZM243 182V183H244ZM250 183H251V178H250V181H249ZM248 182V183H249ZM259 182V181H258ZM261 182H263V181H261ZM175 183V182H174ZM233 183V184H234ZM242 183V184H243ZM9 184V183H8ZM161 184H162V182H161ZM233 184H231V182H229V186L227 187V188H229V189H233V190H235L237 187L239 188V183H237L238 184V186H235V185H233ZM240 184H241V182H240ZM257 183H255V185H256ZM262 183H260L259 182V184H257L256 186H259V189L257 190L258 192H261V194H262V197H264V188H263V191H259V190H262V189H260V185H261ZM264 184V183H263ZM68 185H70V184H68ZM150 185H152V187H154L156 184H153V183H151ZM168 185H171V184H169L168 183ZM250 185H252V183L250 184ZM159 186H162V185H158V187ZM240 186H242L243 187V185H240ZM263 187H264V185H262ZM156 187V186H155ZM154 187V188H155ZM165 187V186H164ZM235 189H234V188ZM241 187V188H242ZM42 188V187H41ZM45 188V187H44ZM44 188H42V189H44ZM67 188V187H66ZM168 188V187H167ZM166 188V189H167ZM162 189V188H161ZM165 189V190H166ZM227 191L226 193H225V196L224 197H226V199L223 197V196H221V193L223 194V192L225 191V190ZM243 189V188H242ZM242 189H238V190H240V191H242V192H244ZM257 189V188H256ZM155 190V189H154ZM157 190V189H156ZM169 190V189H168ZM224 190V191H223ZM237 189H236V191H238ZM162 191V190H161ZM164 191V190H163ZM222 191V192H221ZM230 191V190H229ZM216 192H219L218 194L221 196V198H223V200L225 199V201H228V202H233V203H231V206H230V204L227 202V204L225 203V202H223L222 201V199L220 198V196H217V194H216ZM257 192V193H258ZM235 193V192H234ZM259 194V193H258ZM224 195V194H223ZM233 196L235 195V194H232ZM257 195V194H256ZM260 195V194H259ZM233 196L231 197V196H229V199H230V197H231V199L233 198ZM253 196V195H252ZM254 196H255V194H254ZM253 196V197H254ZM72 198V197H71ZM261 198V197H260ZM157 199V198H156ZM213 199V200H212ZM264 199V198H263ZM153 200L155 201V197H153ZM153 201V202H154ZM242 203V202H241ZM249 203H252V202H249ZM248 203V204H249ZM235 204V203H234ZM247 204V203H246ZM253 205H254V203H252ZM263 205V207H264V203H262ZM237 205H235V206H237ZM252 205V206H253ZM248 207H249V205H248ZM250 207H251V204H250ZM263 207L261 208V209H263ZM155 208V207H154ZM258 208V207H257ZM260 208V207H259ZM246 209H248V208H246ZM255 209V207L254 208H251L250 209V211L248 210L247 211V213L246 214H244V210L242 211V213H243V217H242V220L244 221V222H247V224H249L250 225V222H252V220H248V218H250L251 217V215L250 214H253V215H255L256 217H257V219L254 221L255 222V224L257 225V224H261V225H264V220L263 221H259L258 219H260V218H263L264 219V213H262L261 214V212L264 210H261V212L259 213V215L258 214H256L255 212H257L258 210L256 209V210H254ZM153 210H155V209H153ZM259 210V211H260ZM151 211H152V209H151ZM150 211V212H151ZM175 211H179L178 213H180V211L181 212H183V214L182 215H184V212H185V214H186V217H187V221H188V223H189V219L190 218H195V219H197L196 221H199L200 219H201V217L203 218V217H206L207 219H204L203 220V222H200V224H199V226H198V224L197 225H193V223L192 224H190L189 223V225L186 227L185 225H183L182 223H184V222H186V220L184 219V217H182L184 220H183V222L182 221H179V219L181 220V216H179V218L177 217H175V215L173 214ZM249 212V213H248ZM153 213V212H152ZM163 213V214H162ZM237 213V214H236ZM241 213V214H242ZM2 214V213H1ZM204 215V216H203ZM227 215V216H226ZM231 215V216H230ZM248 215V216H247ZM177 216V215H176ZM185 216V215H184ZM226 216V219L224 218ZM230 216V217H229ZM240 216V215H239ZM160 217H159V219H160ZM229 217V218H228ZM189 218V219H188ZM195 219H191L190 221H195ZM161 220V219H160ZM241 220V219H240ZM245 220H247V221H245ZM226 222L225 224H223V222ZM238 222V223H237ZM241 222V223H240ZM253 222V223H254ZM159 222H157V224H158ZM212 224V225H211ZM4 225V224H3ZM160 225V226H161ZM187 225V224H186ZM4 226H6V225H4ZM189 227V229H190V231L188 232V230H186V228H188ZM4 228V227H3ZM165 228H162L163 230H165ZM203 228V229H204ZM224 228V229H225ZM51 229V228H50ZM168 229H166L165 231L167 232V230ZM210 229H213V228H211L210 227ZM181 230L183 231V232H181ZM185 230V231H184ZM204 230H207V228H205ZM0 231H1V229H0ZM3 231V230H2ZM178 231V232H179ZM202 231V232H201ZM209 231H211V230H209ZM230 231V232H231ZM157 232V231H156ZM163 232V231H162ZM166 232H164L165 234L164 235H166V236H168L167 235V233ZM177 232V233H178ZM207 232H208V230H207ZM5 233V232H4ZM10 233V232H9ZM51 234L53 233V231H51L50 232ZM154 233V232H153ZM160 233V232H159ZM231 233V234H232ZM233 233V234H234ZM13 234V233H12ZM6 235V234H5ZM156 235V234H155ZM161 235V234H160ZM163 235V234H162ZM207 235V234H206ZM205 234H204V237L206 236ZM180 237H181V235H179ZM211 236V235H210ZM170 237V236H169ZM169 237H163L162 238V236H161V238H162V240H160L159 241V243H160V246H157V248H154V249H152V250H154L153 251V253H152V257H154V261L156 262V258L158 257H160V259L162 258V256H164V254H165V256H166V254L168 255V257H165V258H169L170 257V259H169V263H172V262H176V260H177V258L179 259L180 257H182V255H184L185 253V251H184V249H185V247H184V244H182V243H176V242H174V241H172V239L173 238H170L169 239ZM175 237H177V236H175ZM202 237H203V235H202ZM203 237V238H204ZM207 237V236H206ZM209 237V236H208ZM160 238V239H161ZM164 238L166 239V240H164ZM179 238V237H178ZM211 239L213 238V237H210ZM10 239V238H9ZM46 239V238H45ZM48 239V238H47ZM176 239V238H175ZM181 239V238H180ZM206 239V238H205ZM44 240V239H43ZM208 240H209V238H208ZM212 241H214V239L212 240ZM42 242V240L40 241V243ZM180 242V241H179ZM209 243H210V240H209ZM190 244V245H191ZM247 244V243H246ZM207 248H205L204 250H206ZM187 250V249H186ZM152 252V251H151ZM206 252V251H205ZM207 252H209V251H207ZM210 252H211V249H210ZM215 251H213V253H214ZM184 253V254H183ZM163 254V255H162ZM190 253H188L187 254V257H188V255H189ZM207 254L209 255V257H207ZM206 254V259L207 258H209V259H211V255H212V253H207ZM186 255H184V257H185ZM193 256V255H192ZM192 256L190 257V258H192ZM183 257V259L185 260L186 258H184ZM194 257V256H193ZM189 258V257H188ZM164 259V258H163ZM162 259V260H163ZM182 259V258H181ZM182 259V260H183ZM193 259V258H192ZM206 259H204V260H206ZM209 259H207V260H209ZM214 259V258H213ZM151 260H153V258L151 259ZM165 260V259H164ZM183 260V261H184ZM191 260V259H190ZM207 260H206V262H207ZM215 260V259H214ZM154 261H153V263H154ZM159 261H161V260H159ZM156 262L157 264H159V263H161V262ZM165 261H167V260H165ZM165 261H164V263H165ZM186 261H188V259H186L184 262L186 263ZM192 261H194V259L192 260ZM210 261V260H209ZM211 261H213L212 259H211ZM222 261V260H221ZM220 261V262H221ZM214 262V261H213ZM218 262V261H217ZM216 262V263H217ZM152 263V264H153ZM163 263V264H164ZM167 263V262H166ZM178 263V262H177ZM191 263V262H190ZM192 264V263H191ZM208 264V263H207ZM211 264V263H210ZM218 264V263H217ZM231 264V263H230Z\"/></svg>","mask_w":264,"mask_h":264},{"label":"crops","instance_id":"obj_3","mask_svg":"<svg viewBox=\"0 0 264 264\" xmlns=\"http://www.w3.org/2000/svg\"><path fill=\"white\" fill-rule=\"evenodd\" d=\"M106 188L109 189L108 186ZM91 206H93L92 202L87 203L86 208L71 214L69 222L79 225L80 230L77 231L75 229L73 232L69 231V234L58 235L52 243V255L49 261L57 259L60 255L70 256L71 253L76 254V252L80 253V251H88L96 255H100L104 251H109V246L112 244V231L108 228V219L110 218L100 213L103 210L98 204L97 206L95 205L94 209ZM109 209L108 203V214H110Z\"/></svg>","mask_w":264,"mask_h":264},{"label":"built area","instance_id":"obj_4","mask_svg":"<svg viewBox=\"0 0 264 264\" xmlns=\"http://www.w3.org/2000/svg\"><path fill=\"white\" fill-rule=\"evenodd\" d=\"M99 167L97 165H88L87 168L85 169V174L89 177V178H94L96 176V174L99 172Z\"/></svg>","mask_w":264,"mask_h":264}]
</instances>
